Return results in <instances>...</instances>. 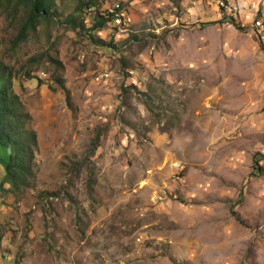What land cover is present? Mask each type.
<instances>
[{"label": "rangeland", "instance_id": "374dc122", "mask_svg": "<svg viewBox=\"0 0 264 264\" xmlns=\"http://www.w3.org/2000/svg\"><path fill=\"white\" fill-rule=\"evenodd\" d=\"M28 13L0 6L36 135L23 184L0 165V264H264V0H56L16 44Z\"/></svg>", "mask_w": 264, "mask_h": 264}, {"label": "trees", "instance_id": "16d2710c", "mask_svg": "<svg viewBox=\"0 0 264 264\" xmlns=\"http://www.w3.org/2000/svg\"><path fill=\"white\" fill-rule=\"evenodd\" d=\"M55 3L56 0H0V6L6 11L13 7L14 15L21 5L29 8L28 17L16 38V44L27 39L30 30L35 28L40 19L47 20L53 15L52 9ZM81 7L82 5L77 11ZM106 18L107 20L103 19L107 22L100 20L94 25L92 31L104 29L111 20L107 16ZM229 20L235 27L240 28L233 17H230ZM28 118L29 116L24 113L18 97L10 91V79L5 75L0 65V165L5 172V183L14 188L23 184L33 172L36 135L26 129ZM260 157L262 158V156ZM259 162V160H255L258 172L263 173L264 169L259 167Z\"/></svg>", "mask_w": 264, "mask_h": 264}, {"label": "built area", "instance_id": "2783aa9c", "mask_svg": "<svg viewBox=\"0 0 264 264\" xmlns=\"http://www.w3.org/2000/svg\"><path fill=\"white\" fill-rule=\"evenodd\" d=\"M221 4L222 6H224L223 2ZM89 11L91 12L92 10L89 9ZM107 17L111 19L110 25H108L109 30L111 31L117 30L123 32L128 30V28L132 24V19L127 14H124L119 6H117L115 11L109 12L107 14ZM254 27L259 31V33L261 34V38L264 41V24L262 23V21L255 22ZM109 78V74H103L97 78L96 82L103 83L104 81H108Z\"/></svg>", "mask_w": 264, "mask_h": 264}]
</instances>
